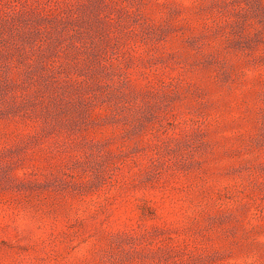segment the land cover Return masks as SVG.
<instances>
[{"label": "rangeland", "instance_id": "obj_1", "mask_svg": "<svg viewBox=\"0 0 264 264\" xmlns=\"http://www.w3.org/2000/svg\"><path fill=\"white\" fill-rule=\"evenodd\" d=\"M0 264H264V0H0Z\"/></svg>", "mask_w": 264, "mask_h": 264}]
</instances>
